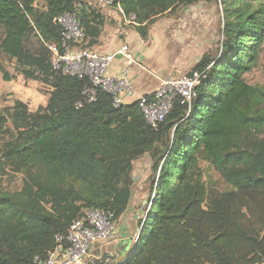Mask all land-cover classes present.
I'll return each instance as SVG.
<instances>
[{
	"label": "trees",
	"instance_id": "obj_1",
	"mask_svg": "<svg viewBox=\"0 0 264 264\" xmlns=\"http://www.w3.org/2000/svg\"><path fill=\"white\" fill-rule=\"evenodd\" d=\"M209 1L115 0V6L135 16L139 26L132 29L146 43L161 18ZM218 1L221 49L187 74L200 76L191 106L177 99L155 129L137 103L115 107L101 89L89 102L83 95L89 79L52 66L46 45L61 41L55 20L76 14L84 46L92 49L107 24L102 10L88 0H0V54L15 61L25 80L49 88L46 106L35 112L21 101L0 109V180H22L19 189L0 192V264H39L35 259H45L89 210L109 211L117 226L132 200L135 163L145 158L146 214L116 264H264V85L246 80L264 44V0ZM244 191L255 192L262 206L257 235L236 220ZM239 236L241 255L234 248Z\"/></svg>",
	"mask_w": 264,
	"mask_h": 264
},
{
	"label": "built area",
	"instance_id": "obj_2",
	"mask_svg": "<svg viewBox=\"0 0 264 264\" xmlns=\"http://www.w3.org/2000/svg\"><path fill=\"white\" fill-rule=\"evenodd\" d=\"M88 2L102 11L116 8L127 26H139L135 16L126 17L121 5L115 6V0ZM55 23L60 28L61 41L46 45L52 56V66L66 76L89 79L91 87L83 92L89 102L95 100L97 90L101 89L112 97L115 107L137 103L146 121L157 129L177 99L191 106L196 98L195 89L200 79L198 74L166 77L155 92L138 96L129 75L132 66L144 67L136 61L128 44H122L115 52L102 53L84 46L85 32L76 14H64ZM119 58L126 62V67L122 73L114 75L111 72ZM116 229L109 211L89 210L84 219L71 225L66 237H57V247L45 259L36 258L35 261L39 264H88L91 248L97 243L115 240Z\"/></svg>",
	"mask_w": 264,
	"mask_h": 264
},
{
	"label": "rangeland",
	"instance_id": "obj_3",
	"mask_svg": "<svg viewBox=\"0 0 264 264\" xmlns=\"http://www.w3.org/2000/svg\"><path fill=\"white\" fill-rule=\"evenodd\" d=\"M116 12L118 17L116 15L113 18L108 17L107 23L110 26L109 30H120V38L124 40L125 30L135 31L123 22V18L121 21H116L115 18H120L119 11L116 10ZM222 27L223 14L218 0L188 7L180 13L179 17L161 18L151 29L150 39L143 47L141 53L145 59L143 65L161 80L170 76H187L203 55L207 53L218 55L221 49ZM16 67L15 61L0 54V109L13 106L16 101L26 104L31 112H35L41 106H46L49 88L41 83L25 80L23 76L17 74ZM5 75L11 77L10 82L4 81ZM246 80L250 84L264 85V44L257 64L254 70L246 75ZM146 161V158L141 159L137 165L135 178L139 187L146 178L143 169L147 174L150 171V165L147 166ZM210 179L220 190L228 189L216 173L211 172ZM21 186L20 177L0 180V192L17 190ZM261 210L262 206L255 192L239 193L236 220L242 231L250 235H257L262 231ZM234 248L237 255L243 254L245 243L242 242L240 236L235 238Z\"/></svg>",
	"mask_w": 264,
	"mask_h": 264
},
{
	"label": "crops",
	"instance_id": "obj_4",
	"mask_svg": "<svg viewBox=\"0 0 264 264\" xmlns=\"http://www.w3.org/2000/svg\"><path fill=\"white\" fill-rule=\"evenodd\" d=\"M116 10V8H111L103 11L107 22L108 17L113 18L115 15L118 17ZM119 17V19L115 18V20L121 21L123 18L122 15L120 14ZM109 29L110 26L109 23H107L101 38L93 47V50L102 53H112L117 51L122 44H128L136 61L140 62L144 67V69H142L137 66H132L130 71L129 78L134 90L136 91V94L138 96H144L155 92L160 87L161 79L155 76V74L151 73L143 65V63H145V59L142 57L141 53L145 44H143L141 38L137 33L130 30H125V39L121 40L120 30ZM125 67L126 62L119 58L115 62L111 73L114 75L120 74L124 71ZM139 163L140 162L135 163L134 166L135 176H137L136 170ZM146 164L147 166L150 165L148 161H146ZM142 166L144 167V165ZM143 172H145L144 175L146 178H148L150 171L147 174L146 170L143 169ZM145 179L143 180V184H141L140 187L137 184L135 185L131 203L123 217L118 221L116 239L105 243L95 244L91 248L88 264L119 263L133 247L135 241L138 238L140 231V221L145 217L146 206L148 203V189L147 184H145Z\"/></svg>",
	"mask_w": 264,
	"mask_h": 264
},
{
	"label": "water",
	"instance_id": "obj_5",
	"mask_svg": "<svg viewBox=\"0 0 264 264\" xmlns=\"http://www.w3.org/2000/svg\"><path fill=\"white\" fill-rule=\"evenodd\" d=\"M139 233H140V231H139Z\"/></svg>",
	"mask_w": 264,
	"mask_h": 264
}]
</instances>
